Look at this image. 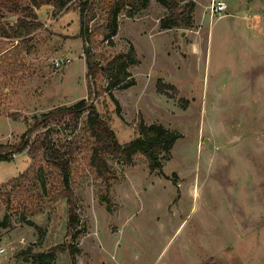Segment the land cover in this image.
<instances>
[{
  "label": "rangeland",
  "instance_id": "1",
  "mask_svg": "<svg viewBox=\"0 0 264 264\" xmlns=\"http://www.w3.org/2000/svg\"><path fill=\"white\" fill-rule=\"evenodd\" d=\"M193 1L189 28H162L169 11L150 0L132 17L122 11L113 43L93 50L103 67L118 53L132 60L126 81L135 83L112 89L119 104L103 92V72L88 75L78 1L56 19L36 8L42 27L27 48L6 53L19 41L9 32L22 11L0 9V143L18 145L42 113L81 99L109 119L121 144L142 122L179 135L162 172L142 155L126 163L106 154V182L79 154L76 239L67 237L68 205L56 200L59 172L44 152L0 161V264H41L51 249L55 260L43 264H72L57 248L67 243L77 264H264V0H224L223 16L212 13L213 0ZM85 117L51 122L31 140L49 129L58 146L84 142Z\"/></svg>",
  "mask_w": 264,
  "mask_h": 264
},
{
  "label": "trees",
  "instance_id": "2",
  "mask_svg": "<svg viewBox=\"0 0 264 264\" xmlns=\"http://www.w3.org/2000/svg\"><path fill=\"white\" fill-rule=\"evenodd\" d=\"M24 1L27 2L25 6L23 5ZM77 1L76 5L81 12L80 36L91 47L90 49L86 48L88 75L95 78L98 73L103 72L109 81L103 92L108 93L112 100L119 104L112 89L119 87L122 82L125 83L123 86L125 88L135 83L134 80L126 81V78L131 76L128 67L132 60L128 53H118L103 67L100 62H97V56L93 50L97 49L101 43L107 42L110 45L113 43L112 39L117 34L119 27L118 16L122 11L132 17L147 7L150 0H0L1 10L14 13L22 11V15L18 16L10 27L9 36L19 39L18 43L10 49H16L18 46L27 48L29 36L42 27V23L36 19V8L43 4H50L53 6L52 16L56 17L68 11L70 6ZM156 1L169 11L161 20L162 28H189L192 26L193 10L196 6L193 0ZM100 12L102 15L99 14ZM99 19L101 23L93 27V23ZM93 86L92 83L89 84V97L93 93ZM166 87L174 89L172 85L158 84L159 91H164ZM84 113H86V117L83 123L87 132L84 142H82L83 138L73 139L67 144L58 146L53 143L52 133L49 129L46 130L43 138L38 137L31 140L34 131L66 117L69 118L70 124L78 125ZM178 138L179 135L176 132L161 124L146 125L142 122L139 125L138 134L129 142L121 144L111 128L109 119L100 114L95 104L90 103L87 99H81L71 106H59L49 112L42 113L22 135L18 145L0 143V161H11L15 153L25 149H28V153L32 156L44 152L48 162L59 172L60 185L57 198H55L56 200L65 199L68 205L67 237L76 239L81 233V228L78 201L71 175L72 164L77 161L80 153L88 155L90 167L98 177L107 182L110 167L105 157L106 154L126 163L132 162L137 155H142L148 161L151 170L162 172L164 163L170 159L171 150ZM57 248L62 251L67 250L72 264H77L75 250L70 243L57 246ZM40 256L43 258L40 263L43 264L45 263L44 258L55 260L56 251L51 249Z\"/></svg>",
  "mask_w": 264,
  "mask_h": 264
},
{
  "label": "built area",
  "instance_id": "3",
  "mask_svg": "<svg viewBox=\"0 0 264 264\" xmlns=\"http://www.w3.org/2000/svg\"><path fill=\"white\" fill-rule=\"evenodd\" d=\"M227 2H225L224 0H220V1H215L213 0L211 5H210V9L212 11V13L218 12L221 16H223V11L227 9ZM57 65L62 64V61L60 62V60H57L56 62ZM4 249H0V252H3Z\"/></svg>",
  "mask_w": 264,
  "mask_h": 264
},
{
  "label": "crops",
  "instance_id": "4",
  "mask_svg": "<svg viewBox=\"0 0 264 264\" xmlns=\"http://www.w3.org/2000/svg\"><path fill=\"white\" fill-rule=\"evenodd\" d=\"M43 9H46L47 11H50V13H51V15H52V11H53V6L52 5H50V4H43V5H41L40 7H38V9H36V13L38 14V15H40L39 13V11H42ZM69 11V10H68ZM65 12H67V11H65ZM65 12H63V13H65ZM63 13H61L60 15H62ZM60 15H58V16H60ZM58 16H56L54 19H56ZM15 44H13V46H14ZM12 46V47H13ZM6 49H10V48H6ZM6 51L7 50H4V53H6Z\"/></svg>",
  "mask_w": 264,
  "mask_h": 264
}]
</instances>
